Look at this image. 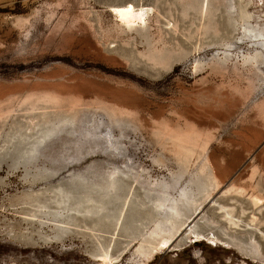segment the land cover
<instances>
[{"label": "rangeland", "instance_id": "374dc122", "mask_svg": "<svg viewBox=\"0 0 264 264\" xmlns=\"http://www.w3.org/2000/svg\"><path fill=\"white\" fill-rule=\"evenodd\" d=\"M132 3L143 26L113 12ZM247 28L264 0H0V264H264V36ZM209 156L226 178L207 199ZM93 164L126 174L71 182ZM62 185L78 210L57 212ZM198 209L203 236L157 249Z\"/></svg>", "mask_w": 264, "mask_h": 264}, {"label": "bare ground", "instance_id": "6f19581e", "mask_svg": "<svg viewBox=\"0 0 264 264\" xmlns=\"http://www.w3.org/2000/svg\"><path fill=\"white\" fill-rule=\"evenodd\" d=\"M131 4V3H130ZM133 4V3H132ZM142 4V3H141ZM136 5V4H135ZM129 6H131L132 7V9H133V11L131 12V13H126L125 14V16H124V18L122 19L116 12H114L115 13V16L117 17V19L119 20V22L123 25V26H125V27H127V28H130V27H132V26H134V25H141V26H143L144 24H146V18H147V16H148V13L150 12V10H151V7L150 6H146V5H140V6H134V4L133 5H125V4H116V5H113V10L114 9H126L127 7H129ZM221 68V67H220ZM49 93H47V95H48ZM52 95V93L50 94V96ZM54 95H56V94H54ZM53 95V96H54ZM43 96H45L44 94H43ZM52 96V97H53ZM42 97V96H41ZM47 97V96H46ZM45 97V98H46ZM48 97H49V95H48ZM56 97V96H55ZM54 97V98H55ZM54 98L53 99H51V100H54ZM37 99H38V97H37ZM40 99H42V98H40ZM40 99H38V100H36V101H40ZM48 99V98H47ZM46 99V100H47ZM56 99H58V100H60L61 98H58V96H57V98ZM28 100H30L31 102H33L31 99H27V101ZM50 100V101H51ZM30 101H28V102H30ZM27 102V103H28ZM43 102H44V99H43ZM55 102V101H54ZM57 102V101H56ZM58 102H60V101H58ZM53 103V102H52ZM53 104H55V103H53ZM32 105H34V104H32ZM58 105H59V103H58ZM114 112H116V113H121V114H125V115H130L131 114V112L133 113L134 111H129L128 109H126V108H122V107H117V106H111L110 107ZM120 114V115H121ZM134 114V113H133ZM132 115V114H131ZM186 132V131H185ZM184 132V133H185ZM192 132H193V130H192ZM194 132H196V130H194ZM171 134V133H170ZM180 134V133H179ZM183 134V133H182ZM196 134V133H195ZM191 135V134H190ZM198 135H199V133H198ZM89 137H91V135H88ZM93 136V135H92ZM168 137V136H167ZM184 137V136H183ZM201 138H202V135L200 136ZM205 137V136H204ZM166 138V137H165ZM170 138V137H169ZM201 138H200V141H201ZM193 140V139H192ZM203 140V139H202ZM205 140H207V139H205ZM209 140H211V138L209 139ZM252 141V140H251ZM202 143V142H201ZM183 144V143H182ZM185 145H187V144H185ZM192 145V144H191ZM182 146V145H181ZM188 146H189V144H188ZM192 146H194V145H192ZM202 147H203V145H201ZM185 147V146H184ZM196 147V146H195ZM190 148V147H189ZM192 148V147H191ZM181 149V148H180ZM184 149V148H183ZM182 149V150H183ZM198 149V148H197ZM181 150V151H182ZM186 150V149H185ZM199 151V150H198ZM179 152V151H178ZM184 152V151H183ZM186 152H188L187 150H186ZM192 152V151H191ZM190 152V153H191ZM189 153V154H190ZM184 154V153H183ZM188 154V153H187ZM188 154V155H189ZM192 154V153H191ZM193 154H195V153H193ZM192 154V155H193ZM197 154V153H196ZM211 154V153H210ZM206 155H207V153H206ZM179 156V155H178ZM183 156V155H182ZM181 156V157H182ZM197 156V155H196ZM180 157V158H181ZM186 157V156H185ZM184 157V158H185ZM195 157V156H194ZM206 157V156H205ZM188 158H190V157H187V159ZM197 158V157H196ZM71 160V159H70ZM186 160V159H185ZM208 160H209V162H210V164H209V166H211L212 168H211V172H210V176H211V178H209V179H211V187H210V189L207 191V196H205V197H207V199H208V197H210L218 188H220V186L224 183V181H225V178L226 177H224L223 176V170H222V173H221V167H219L218 166V164H217V162L211 157V156H209V158H208ZM208 162V161H207ZM200 163V162H199ZM229 163V162H228ZM187 164V163H186ZM200 166V165H199ZM230 167V166H229ZM221 168V169H220ZM210 169V168H209ZM226 169H229V168H227L226 167ZM206 171V170H205ZM229 171V170H228ZM207 173V172H206ZM205 173V174H206ZM230 173V172H229ZM228 173V174H229ZM225 174H226V172H225ZM209 175V174H208ZM207 176V175H206ZM226 176H227V174H226ZM208 180V179H207ZM208 182H209V180H208ZM233 185V184H232ZM164 186V187H163ZM181 186V185H180ZM234 186H236V184L234 185ZM162 187L163 188H165L166 190H167V188H168V185L166 184V183H164V185H162ZM165 189H163V190H165ZM232 190V189H231ZM185 191V193H187L186 192V190H184ZM253 191V190H252ZM162 192V191H161ZM238 192L239 193H243L244 191H243V189H239L238 190ZM250 196H251V198L253 199V201L255 202V203H260L261 201H263L264 200V194H262V193H260V192H252L251 194H250ZM193 200V199H192ZM195 201V200H194ZM206 201V200H205ZM193 204H195V203H193ZM196 204H197V202H196ZM199 204V203H198ZM197 204V205H198ZM183 206V205H182ZM196 206V205H195ZM194 206V207H195ZM203 206V205H202ZM200 207V206H199ZM198 207V208H199ZM178 210V209H177ZM191 210V209H190ZM199 210L200 209H198V210H196V212H194V214H192L190 217H189V219L186 221V222H184V223H181L180 225H174V227H172L171 229H169V232H168V234L167 235H165L162 239H161V241L159 242V246L157 247V249H163L164 247H166L171 241H172V239L176 236V234H178L179 232H181L183 229H187L188 228V226H189V230L192 232V238H198V237H201V236H203L204 235V233H202V232H198V231H194V230H192V224H191V221H192V219H194L195 217H196V215H197V213L199 212ZM180 214V216H181V213H179ZM178 214V215H179ZM229 214V213H228ZM231 216V215H230ZM229 216V217H230ZM210 241H212V242H215L216 241V237L214 236V234H208V236H206ZM205 237V238H206ZM217 242V241H216ZM156 249V250H157ZM104 257L105 258H108V255L107 254H104Z\"/></svg>", "mask_w": 264, "mask_h": 264}, {"label": "water", "instance_id": "95a60500", "mask_svg": "<svg viewBox=\"0 0 264 264\" xmlns=\"http://www.w3.org/2000/svg\"><path fill=\"white\" fill-rule=\"evenodd\" d=\"M249 31V34H244V36H250V37H263L264 36V31L263 32H258L256 30H249L248 28L245 30V32H248ZM259 44L264 47V40H260L259 41ZM50 138L49 137H44L43 139H41L40 141L36 142L34 144V146L32 148H29L27 151H25L26 155H27V158L28 159H37L39 156H40V153H41V150L42 148L45 146V145H48V142H49ZM103 142H105V149L103 152H111L110 150L115 151V149H119L117 144L108 139V140H103ZM100 147V145H97V147L95 148H98ZM94 148V149H95ZM93 149V151H94ZM118 151V150H117ZM120 153V151H119ZM118 153V154H119ZM82 157V154L81 153H78L76 155H72L71 158H73L74 160H78ZM128 166V164L126 165ZM95 165H91L89 166L88 168L84 169V170H81V171H74V173L72 174V176L70 177V180L71 182H73L74 184H78V183H81V184H85L87 185V187H90L91 186V183L93 185H96V186H100L101 182L98 181V177L102 175V180L105 181V187L110 189L113 187L114 184H111V177L112 178H115L117 177V175L120 173V172H123V174H126L123 169L121 167H119L118 169H114L113 166L112 168L110 169V171L105 175H103L102 173H98L97 170H95ZM55 168L51 167L47 170L51 171V172H54ZM78 188V187H77ZM79 189V188H78ZM70 190L65 187L64 185L62 186H57L55 187V195L51 198L53 199V201L59 205H61V210L59 209L57 212L60 214H63V211L64 210H78L77 208H74L73 207V204H71L70 200L72 197H70ZM79 191L78 190H74V195L75 197H77ZM69 196H68V195ZM47 206L46 203H41L40 207H45ZM97 205H94L93 207H96ZM97 210H100L101 207L100 206H97L96 207ZM84 212H90L91 210L88 209V208H84L83 210ZM120 217V211H118V214L116 216V221H115V224H118V219ZM210 243H213V242H210Z\"/></svg>", "mask_w": 264, "mask_h": 264}, {"label": "snow or ice", "instance_id": "6c2138e0", "mask_svg": "<svg viewBox=\"0 0 264 264\" xmlns=\"http://www.w3.org/2000/svg\"><path fill=\"white\" fill-rule=\"evenodd\" d=\"M113 11L116 12L123 19L125 14L131 13L133 11V9L131 6H129L126 9H114Z\"/></svg>", "mask_w": 264, "mask_h": 264}]
</instances>
